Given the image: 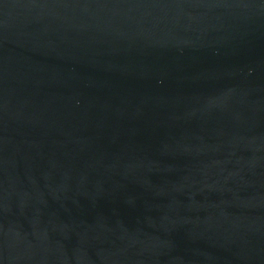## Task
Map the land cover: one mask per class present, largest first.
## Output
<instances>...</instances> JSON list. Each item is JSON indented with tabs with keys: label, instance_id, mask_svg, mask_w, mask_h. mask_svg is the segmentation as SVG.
Listing matches in <instances>:
<instances>
[{
	"label": "water",
	"instance_id": "1",
	"mask_svg": "<svg viewBox=\"0 0 264 264\" xmlns=\"http://www.w3.org/2000/svg\"><path fill=\"white\" fill-rule=\"evenodd\" d=\"M0 264H264V0H0Z\"/></svg>",
	"mask_w": 264,
	"mask_h": 264
}]
</instances>
